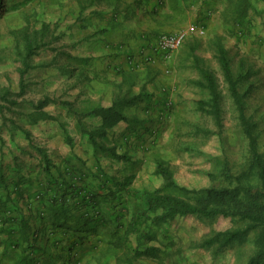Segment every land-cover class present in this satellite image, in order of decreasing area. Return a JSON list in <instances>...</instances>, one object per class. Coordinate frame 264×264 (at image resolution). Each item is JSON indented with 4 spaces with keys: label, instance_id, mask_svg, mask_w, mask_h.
I'll use <instances>...</instances> for the list:
<instances>
[{
    "label": "rangeland",
    "instance_id": "1",
    "mask_svg": "<svg viewBox=\"0 0 264 264\" xmlns=\"http://www.w3.org/2000/svg\"><path fill=\"white\" fill-rule=\"evenodd\" d=\"M192 1L198 4L188 8L185 22L166 33L190 29L195 24L202 25L205 33L190 32L171 60H160L154 65L137 64V76L155 85L164 98L162 112L152 122L155 129L147 137L137 138L138 153L127 146V151L122 150L127 160L116 162L124 166L119 165L123 168L119 173L136 172L132 189L139 194L124 200L127 211L120 222L114 218L110 227L99 229L105 232L86 237L75 255V262L70 264H246L255 253V230L227 246L204 245L218 232L244 228L240 220L188 216L160 224L155 221L157 212L145 214L140 193L165 188V181L156 172L158 161L164 162L177 182L190 190L225 185L229 181L226 172L237 174L247 167L248 140L218 58L220 44L227 49L233 70L240 77V90L245 92L250 88L246 113L257 124L264 151V0ZM81 2L89 1L19 0L15 8L0 14V94L10 90L9 100L18 102L12 105L0 99L1 103L8 104L0 110V136L5 141L19 139L25 144L28 138L21 128L30 127L26 119L32 102L46 97L56 100L65 94L68 97L73 94L74 84L84 76L81 69L90 74L89 63L83 64L79 55H91L102 45L101 41L91 40L88 27L95 19L99 30L110 26H107L109 21L105 23L99 16L92 20L91 8L95 5L82 9ZM80 12L84 19L78 21ZM83 22L88 26L81 27ZM44 24L50 25L46 35L41 33ZM25 34L31 35L40 47L31 57L32 68L25 75L27 89L24 95L18 96L21 69L24 68ZM110 37L120 42L117 40L119 33ZM121 43L131 45L124 40ZM115 44L112 45L114 49L111 48L113 55L118 53ZM119 54L123 55V50ZM195 58L215 75L221 93V127L213 115L199 108L198 101L207 100L209 93L197 84L202 76ZM45 107L58 113L56 104ZM33 137L31 133V139L42 143L41 136L33 133ZM130 140L136 141L135 138ZM168 191L185 199L195 195L171 188L164 190ZM149 248L154 250L147 252Z\"/></svg>",
    "mask_w": 264,
    "mask_h": 264
},
{
    "label": "crops",
    "instance_id": "2",
    "mask_svg": "<svg viewBox=\"0 0 264 264\" xmlns=\"http://www.w3.org/2000/svg\"><path fill=\"white\" fill-rule=\"evenodd\" d=\"M196 3L192 0L96 1L91 8L92 20L99 16L105 23L109 21L110 27L98 33L99 28L94 24L97 19L88 27L91 40L101 41L102 45L91 55H79L81 60L91 57L90 61H82L89 63L90 74L81 69L84 76L74 84L73 94L47 104H56L58 113L44 107L46 118L27 127L32 138L33 133L42 137L41 144L35 140L32 143L24 140V144L16 139L0 145V264H20L28 251L26 248L48 247V224L39 217L50 205L49 196L58 184L69 185L78 180L79 185L87 184L96 192L101 191L95 173L104 168L118 174L122 168L109 155L111 148L124 153L122 150L127 151L128 146L138 153L137 138L147 137L155 129L152 122L161 114L164 98L155 85L137 76V64L154 65L165 60L157 49L160 35L178 29L185 22L188 8H194ZM92 27L95 30L91 31ZM117 32L119 39H116L120 42L110 37ZM123 40L131 45H123ZM111 41L116 43L117 54L113 55ZM121 49L125 55L119 54ZM116 101L119 104L114 111L123 113V120L108 126L104 122L113 119L112 107ZM91 136L99 138L105 149L95 145ZM133 138L136 141L131 142ZM37 146L45 150L53 164L49 171ZM39 192L44 194L37 199Z\"/></svg>",
    "mask_w": 264,
    "mask_h": 264
},
{
    "label": "trees",
    "instance_id": "3",
    "mask_svg": "<svg viewBox=\"0 0 264 264\" xmlns=\"http://www.w3.org/2000/svg\"><path fill=\"white\" fill-rule=\"evenodd\" d=\"M88 1V3L81 2L82 9L95 5L97 0ZM18 3L19 0H0V14L9 10V8H15ZM80 13L78 21L84 19L82 12ZM80 26L85 28L88 24L83 22ZM49 29L50 25L44 24L41 33L46 35ZM105 30L106 28H103L98 33ZM24 39L26 41V50L23 56L24 68L21 69L18 96L24 95L27 89L25 75L32 68L31 57L35 54V50L40 47L33 40L34 38H31V35L25 34ZM218 58L228 84V90L239 112L242 130L248 140L249 159L247 167L237 174L226 172L225 174L229 181L225 185L210 186L201 190H190L177 182L173 172L164 162L158 161L156 172L165 181V188L154 191H142L140 194H143V204L146 208L145 214H149V211L157 212L155 221L160 224H166L180 217L188 216L208 219L223 216L244 222V228L218 232L208 238L204 245L212 246L220 243L222 246H227L234 240L240 239L243 235L255 230L257 231L256 250L246 264H264V151L261 149L257 124L246 113V97L249 95L250 88L245 90V92L240 90V77L235 74L231 58L228 56V51L224 45L220 44L218 46ZM87 60L83 59L81 61ZM195 65L202 76V79L198 80L197 84L209 93L207 100L201 99L198 101L199 108L213 115L216 124L221 127V93L218 90L215 75L210 69L202 66L198 58H195ZM10 94V90H5L0 94V99L6 101L5 103L10 102L12 105H17L16 99L9 100ZM133 99L129 102L133 101ZM53 100L55 99L51 100L46 97L38 102H32V109L27 114V123H37L39 120L46 118L48 113L43 108ZM118 104L119 102L116 101L112 107V111L115 112L113 119H111L112 121L107 118V122H104L108 126H115L120 120H123V113L118 114L116 113L117 111H114ZM6 105L8 104L0 102V110L3 111L7 107ZM22 119L25 120V118ZM21 129L25 133L26 138L32 143L33 139L30 138L31 131L25 130L23 127ZM98 139L91 136L92 142L104 150V145H101ZM4 144L5 140L0 136V145ZM37 147L43 155L45 168L49 171L53 164L48 159L45 150L42 147ZM102 153L106 155L108 152ZM109 155L119 161L127 160L125 152H117L115 147L111 148ZM136 175V172L128 174L126 172H118V174H113L104 168H100L95 173L101 188V191L98 192L87 184L79 185L78 177H74L77 181L73 182V184L66 185L64 182L58 184L57 190L49 196L50 205L41 212L39 217L41 222L48 224L46 232L49 240L48 247L26 248L28 251H26V255L21 257L23 259L19 263H74L75 255L87 236L97 232L102 234L105 230L100 232L99 229L106 226L110 227L115 221L114 218L119 222L121 221L122 216L127 211L124 200H127L131 195L136 194L138 196L139 194L138 191H133L132 189ZM168 188L184 192L185 194L194 192L195 195L190 196V199H185L181 195L169 191L164 192ZM43 194L44 192H39L36 198L39 199L38 195L42 196ZM135 218H137V215L133 218L132 222L134 224L136 222ZM141 239H143L142 236ZM35 242L36 239L34 245ZM153 250L154 248H149L147 252H152ZM143 251L146 252V250Z\"/></svg>",
    "mask_w": 264,
    "mask_h": 264
},
{
    "label": "built area",
    "instance_id": "4",
    "mask_svg": "<svg viewBox=\"0 0 264 264\" xmlns=\"http://www.w3.org/2000/svg\"><path fill=\"white\" fill-rule=\"evenodd\" d=\"M190 32L204 34L205 28L202 25L195 24L190 29L161 34L158 39L157 49L161 52L163 59L171 60L175 53L183 47Z\"/></svg>",
    "mask_w": 264,
    "mask_h": 264
}]
</instances>
